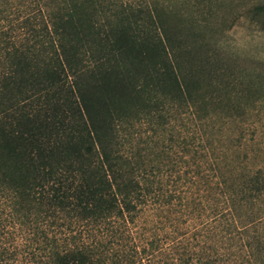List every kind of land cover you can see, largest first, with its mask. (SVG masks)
Returning a JSON list of instances; mask_svg holds the SVG:
<instances>
[{"label":"trees","instance_id":"trees-1","mask_svg":"<svg viewBox=\"0 0 264 264\" xmlns=\"http://www.w3.org/2000/svg\"><path fill=\"white\" fill-rule=\"evenodd\" d=\"M163 14L0 0V264H264V154L238 127L264 94ZM139 118L144 169L117 132Z\"/></svg>","mask_w":264,"mask_h":264},{"label":"rangeland","instance_id":"rangeland-1","mask_svg":"<svg viewBox=\"0 0 264 264\" xmlns=\"http://www.w3.org/2000/svg\"><path fill=\"white\" fill-rule=\"evenodd\" d=\"M132 5H150L154 0H120ZM158 8L164 11L165 25L176 32L179 40L198 43L208 42L219 48V53L212 51L214 66L227 67L232 73L251 84V99L261 96L258 80L264 77V17L255 12V7L264 0H156ZM215 50V49H213ZM259 86H258V85ZM263 87V86H261ZM250 99V100H251ZM258 102V101H256ZM241 136L245 139L244 149L250 154L252 149H259V155L249 159V165L261 163L264 154V108L256 103L245 121L239 123ZM231 136L239 133L235 126L231 127ZM144 129V118L117 127L119 136L126 138L123 146L134 159L141 156L144 169V138L150 131ZM170 143V142H169ZM172 143V142H171ZM178 147L169 151L171 162L175 163ZM260 156V157H259ZM144 178V177H143ZM169 180V181H168ZM175 180L174 175L164 182ZM144 181V179H143ZM180 180H177L178 182ZM140 226L144 230V213L140 216ZM180 238V236H179Z\"/></svg>","mask_w":264,"mask_h":264}]
</instances>
